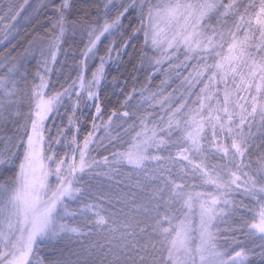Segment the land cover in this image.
I'll return each mask as SVG.
<instances>
[{
  "label": "snow or ice",
  "instance_id": "obj_1",
  "mask_svg": "<svg viewBox=\"0 0 264 264\" xmlns=\"http://www.w3.org/2000/svg\"><path fill=\"white\" fill-rule=\"evenodd\" d=\"M0 264H264V0H0Z\"/></svg>",
  "mask_w": 264,
  "mask_h": 264
},
{
  "label": "trees",
  "instance_id": "obj_2",
  "mask_svg": "<svg viewBox=\"0 0 264 264\" xmlns=\"http://www.w3.org/2000/svg\"><path fill=\"white\" fill-rule=\"evenodd\" d=\"M38 19L40 21V24L37 25V30L43 32L44 27H47V23L44 21L43 16L39 17ZM33 24H36V21H33ZM31 27H32V25L28 26L29 29H31ZM24 36H25V31L22 30L21 31V37H18V40H22L24 43H26V39H24ZM142 39H143V34L141 33L140 34V40L139 41H135V43L138 44V43L142 42ZM64 47H68V44H65ZM129 51H131V49H129ZM60 59L64 60L65 57L63 55H61ZM125 59H127V57H125ZM68 64H71V53L69 54ZM30 67L32 68L33 71L35 70V61L34 60L31 62ZM57 67H60V65L57 64ZM128 68L130 69L131 65H128ZM65 70L66 71L68 70V65H65ZM108 72H109V75H108V79L109 80H111L112 76L119 75V73L116 71V66L115 65H113L111 68H109ZM140 78L141 79L144 78L142 73L140 74ZM53 79L54 80L56 79L55 75L53 76ZM60 79L62 80L63 77H61ZM121 79H123V77H121ZM158 82H159V79H157L154 83H158ZM129 87H131V78L130 77H129ZM108 91L111 94L107 97L106 103H107L108 107L111 108V107L117 105L118 99H122V97L120 96L119 92L114 90V89H112L111 86H109ZM93 111H94V109H93ZM65 123H67L66 118H65ZM83 127H84V129H87L89 127V125L85 124ZM82 135H83V133L81 134V138H82ZM164 154L166 155L167 153H164ZM93 155H97V156L107 155V152H105L104 149L101 148V149H98L96 152H93ZM128 171H129V169L127 167H125L121 171L120 175L117 176L115 178V180H111V181L108 180L105 177H99L94 182L95 183V187L98 188V189H101L102 191H106V192H109V193H112V194H117V193H120V192L128 191L127 185L129 183H135V181L137 179H139L142 183H144V177L142 175L137 176V175L133 174L131 176V179H129V176L127 175ZM116 180H121L123 182L120 183V184H117ZM153 183H155V182H153ZM148 186L150 187L151 184H149ZM131 190L136 192L137 199H140L141 197H143L145 195V193L140 192L139 189L132 188ZM235 198L238 201L241 199L240 196H237ZM72 206L75 207V205H72ZM223 227H224V225L221 224V228H223ZM81 239H83L84 242L87 243L89 240L96 239V237L95 236H93V237H83ZM57 246H60V245H57ZM43 255L48 256V255H50V252L47 251V250H44Z\"/></svg>",
  "mask_w": 264,
  "mask_h": 264
},
{
  "label": "rangeland",
  "instance_id": "obj_3",
  "mask_svg": "<svg viewBox=\"0 0 264 264\" xmlns=\"http://www.w3.org/2000/svg\"><path fill=\"white\" fill-rule=\"evenodd\" d=\"M30 2H34V0H30ZM61 58V57H60ZM54 179V178H53ZM239 196V195H236V197Z\"/></svg>",
  "mask_w": 264,
  "mask_h": 264
}]
</instances>
